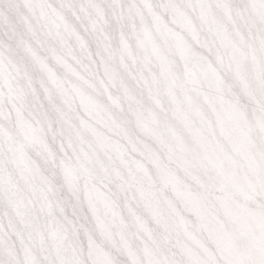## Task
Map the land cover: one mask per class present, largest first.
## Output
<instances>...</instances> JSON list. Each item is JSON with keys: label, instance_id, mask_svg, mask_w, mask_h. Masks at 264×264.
Wrapping results in <instances>:
<instances>
[{"label": "snow or ice", "instance_id": "obj_1", "mask_svg": "<svg viewBox=\"0 0 264 264\" xmlns=\"http://www.w3.org/2000/svg\"><path fill=\"white\" fill-rule=\"evenodd\" d=\"M0 264H264V0H0Z\"/></svg>", "mask_w": 264, "mask_h": 264}]
</instances>
